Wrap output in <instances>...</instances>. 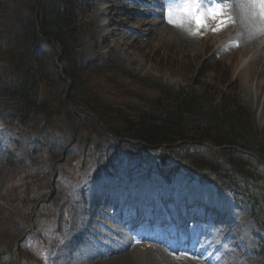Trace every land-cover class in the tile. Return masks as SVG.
Segmentation results:
<instances>
[{
	"label": "rangeland",
	"instance_id": "374dc122",
	"mask_svg": "<svg viewBox=\"0 0 264 264\" xmlns=\"http://www.w3.org/2000/svg\"><path fill=\"white\" fill-rule=\"evenodd\" d=\"M35 1L0 0V264H116L115 249L128 252L131 264H264V236L251 217H264V161L257 159V147L243 144L251 156L244 157L243 178L219 162L229 176L221 191L186 175L194 173L187 145L151 149L135 139L119 140L109 130L120 119L96 110L103 104L133 120L152 110L159 96L155 83L219 91L226 87L215 71L219 64L257 131L264 132L261 78L247 77L260 52L244 51L241 32L235 35L237 0H224L228 21L216 31L212 20L197 29L176 12L170 24L164 10L183 0H80L75 48L81 82L70 92L56 47L37 42L32 62L50 106L47 116L34 113L21 122L3 94L1 51ZM248 9L264 26L258 7ZM83 104L98 115L78 106ZM245 190L261 204L257 213ZM222 202L227 207L221 209ZM213 246L218 253L211 254Z\"/></svg>",
	"mask_w": 264,
	"mask_h": 264
},
{
	"label": "trees",
	"instance_id": "16d2710c",
	"mask_svg": "<svg viewBox=\"0 0 264 264\" xmlns=\"http://www.w3.org/2000/svg\"><path fill=\"white\" fill-rule=\"evenodd\" d=\"M79 1L36 0L30 6V17L21 21L12 31L8 49L1 51L4 52L1 57L6 65L3 94L12 114L21 122L27 121L34 113L47 116L50 106L43 90L41 74L32 62L31 50L37 42L44 41L56 47L61 77L70 80V92H74L81 82L82 69L75 48L80 27L77 15ZM216 67L219 70L225 66L218 64ZM218 70L215 71L221 73L220 83L226 85L219 91L216 86L210 85L197 91L172 90L155 83L159 96L151 104L153 111L141 110L133 120L118 110H108L103 104L95 108L103 116L108 114L112 117L115 114L114 117L120 119L117 121L119 126H115L116 122L112 121V126L116 128L109 130L118 139H135L156 149L187 145L183 147L189 148L190 171H194L190 176L202 182L211 181L225 191L229 176L220 170L219 162L224 160L228 166L225 171L243 178V174H246L244 157H251L243 144L257 147V159L264 161V132L257 131L248 109L237 95L234 83H230L229 73ZM78 106L98 115L91 106ZM204 158L208 160L207 163ZM163 176L170 181L166 173ZM244 197L257 213L261 204L253 201L247 190L244 191ZM252 218L264 234V217L261 218L258 213ZM260 246L261 254H264V241Z\"/></svg>",
	"mask_w": 264,
	"mask_h": 264
},
{
	"label": "bare ground",
	"instance_id": "6f19581e",
	"mask_svg": "<svg viewBox=\"0 0 264 264\" xmlns=\"http://www.w3.org/2000/svg\"><path fill=\"white\" fill-rule=\"evenodd\" d=\"M158 1V0H157ZM249 0H237V3H232V9L234 10V14L235 15V26L238 29V33L235 35L239 36V31L241 32V36H239L240 40L243 42V46L244 47V51L250 53L252 52L254 54V52L259 51L260 53L257 55L256 59H255V65H262L261 61L262 59H264V26L261 25V23L257 22L254 18V14L256 13H252L248 8L249 7H242L241 5H244L246 3H248ZM160 3V2H159ZM254 10V8L252 9ZM244 12V13H243ZM257 18V17H256ZM236 30V29H235ZM259 48V49H258ZM258 49V50H257ZM240 51V50H239ZM255 66L253 70L249 71V74L247 75L248 77V81L252 80V77H259L261 78V81L259 84H257V88L259 89H264V73L263 71L260 72L259 68ZM261 67V66H260ZM261 69V68H260ZM253 73V74H252ZM253 75V76H252ZM23 139V138H22ZM25 141V140H24ZM22 142V141H21ZM26 147V146H25ZM7 153V152H6ZM22 156V155H20ZM9 159V158H8ZM167 181V180H166ZM169 183V182H167ZM14 189V188H12ZM225 201V200H224ZM225 207H227V205H224L223 202L221 203V209H223ZM232 220L234 222H238V217L237 216H233L231 217ZM241 219V218H240ZM240 223V222H239ZM236 224V223H235ZM200 232V231H199ZM121 234V232H120ZM201 234V237L203 236L206 240L209 239V236L206 235V233ZM200 237V238H201ZM242 238V237H239ZM124 239V238H123ZM152 239V238H151ZM218 239V238H217ZM192 240V238H191ZM200 240V239H199ZM126 242V241H125ZM122 244V243H121ZM125 245V244H123ZM208 245V244H207ZM235 246V245H233ZM117 247V246H116ZM120 247V246H119ZM127 247V246H126ZM181 248V247H180ZM185 248V247H184ZM183 249V248H182ZM186 251L191 252L190 247L189 248H185ZM205 249V247L203 246V249L200 251L202 252ZM211 249V248H210ZM116 252H114V256H112L113 261H115L116 264H131V259L130 256L128 254V252L124 251L123 252H118L119 249H115ZM178 250V249H177ZM219 249L216 248L215 246L212 247L211 249V254L213 253H218ZM111 254V252L109 253ZM196 254V253H195ZM200 254V253H199ZM203 254V253H202ZM220 254V253H219ZM201 255V254H200ZM218 255V254H217ZM232 262V261H231ZM230 261H226L225 264H232ZM221 263V262H220ZM208 264V263H207Z\"/></svg>",
	"mask_w": 264,
	"mask_h": 264
},
{
	"label": "snow or ice",
	"instance_id": "6c2138e0",
	"mask_svg": "<svg viewBox=\"0 0 264 264\" xmlns=\"http://www.w3.org/2000/svg\"><path fill=\"white\" fill-rule=\"evenodd\" d=\"M241 6L258 7L260 14L264 15V0H249L248 3ZM224 8V0H207V3L205 0H183V4L165 9L164 14L165 19L172 24L173 20L169 18L170 15L174 12L181 13L191 19L197 29L208 28V21L212 20L216 24V28L212 30L216 31L228 21ZM185 255L187 254L185 253Z\"/></svg>",
	"mask_w": 264,
	"mask_h": 264
}]
</instances>
